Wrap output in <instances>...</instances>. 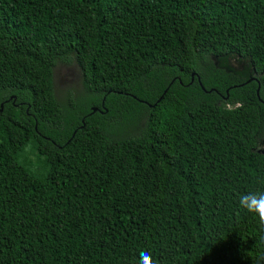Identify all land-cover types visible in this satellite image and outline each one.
Here are the masks:
<instances>
[{
  "label": "trees",
  "instance_id": "trees-1",
  "mask_svg": "<svg viewBox=\"0 0 264 264\" xmlns=\"http://www.w3.org/2000/svg\"><path fill=\"white\" fill-rule=\"evenodd\" d=\"M262 139L264 0H0V264H264Z\"/></svg>",
  "mask_w": 264,
  "mask_h": 264
},
{
  "label": "rangeland",
  "instance_id": "rangeland-1",
  "mask_svg": "<svg viewBox=\"0 0 264 264\" xmlns=\"http://www.w3.org/2000/svg\"><path fill=\"white\" fill-rule=\"evenodd\" d=\"M220 67L238 68L242 64L247 67L245 61L238 60L236 57H225L217 61ZM248 68V67H247ZM249 73L251 70L249 68ZM81 74L75 64H58L54 69V86L58 99L63 98L68 92L76 94L80 88ZM264 150V144L259 147Z\"/></svg>",
  "mask_w": 264,
  "mask_h": 264
},
{
  "label": "clouds",
  "instance_id": "clouds-1",
  "mask_svg": "<svg viewBox=\"0 0 264 264\" xmlns=\"http://www.w3.org/2000/svg\"><path fill=\"white\" fill-rule=\"evenodd\" d=\"M231 57H234V56H231ZM237 59L240 60L239 58ZM241 61H245V60H241ZM228 108H231V107L228 106ZM238 205L241 210L246 211L249 214H255L258 217L259 223L261 225H264V191L262 192H251L250 191V192H245V193L240 194L239 199H238ZM139 256H140V259H139L138 264H155V261L153 260L152 256L148 252L142 251L140 252Z\"/></svg>",
  "mask_w": 264,
  "mask_h": 264
},
{
  "label": "flooded vegetation",
  "instance_id": "flooded-vegetation-1",
  "mask_svg": "<svg viewBox=\"0 0 264 264\" xmlns=\"http://www.w3.org/2000/svg\"><path fill=\"white\" fill-rule=\"evenodd\" d=\"M225 58V57H224ZM221 60V59H220ZM245 63L247 64V67L242 64L240 67L238 68H232V67H228L229 69H231V71L233 72V74L239 78V80L243 81L240 85H237V86H233L232 88H235V87H242L244 85H252L253 83H256L258 85V89H259V86H260V82L258 80V76L257 74H255L254 72H251L249 73V68H250V65L248 62L245 61ZM223 68V67H221ZM257 77H256V76ZM258 89H257V97H258ZM228 97V95H227ZM262 144H264V139H262L259 143H258V146L260 147ZM258 147V150L260 149ZM261 150V149H260ZM261 151H264V150H261Z\"/></svg>",
  "mask_w": 264,
  "mask_h": 264
},
{
  "label": "water",
  "instance_id": "water-1",
  "mask_svg": "<svg viewBox=\"0 0 264 264\" xmlns=\"http://www.w3.org/2000/svg\"><path fill=\"white\" fill-rule=\"evenodd\" d=\"M223 68H224L226 71H230V72H232L231 69H229V68H227V67H223ZM232 73H233V72H232ZM1 108H2V105H1ZM95 110H97V109L94 108L93 111H95ZM262 152H263V154H264V151H262Z\"/></svg>",
  "mask_w": 264,
  "mask_h": 264
}]
</instances>
